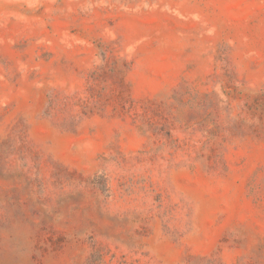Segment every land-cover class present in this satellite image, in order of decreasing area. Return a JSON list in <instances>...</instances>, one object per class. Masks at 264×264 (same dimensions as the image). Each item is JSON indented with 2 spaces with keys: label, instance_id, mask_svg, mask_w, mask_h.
I'll use <instances>...</instances> for the list:
<instances>
[{
  "label": "rangeland",
  "instance_id": "rangeland-1",
  "mask_svg": "<svg viewBox=\"0 0 264 264\" xmlns=\"http://www.w3.org/2000/svg\"><path fill=\"white\" fill-rule=\"evenodd\" d=\"M0 264H264V0H0Z\"/></svg>",
  "mask_w": 264,
  "mask_h": 264
}]
</instances>
